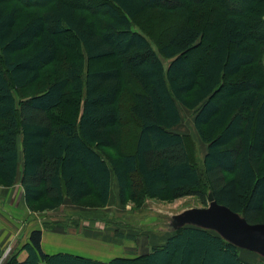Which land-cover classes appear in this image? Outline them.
<instances>
[{
  "label": "trees",
  "instance_id": "1",
  "mask_svg": "<svg viewBox=\"0 0 264 264\" xmlns=\"http://www.w3.org/2000/svg\"><path fill=\"white\" fill-rule=\"evenodd\" d=\"M91 1L96 5L80 8L56 0L31 15L19 0H0V184L15 183L20 152L19 180L31 214L34 204L42 214L65 200L77 205L89 197L105 206L114 176L121 201L167 195L205 202L210 192L246 222L264 224V70L257 63L264 35L254 37L249 27L251 18L264 26V0H224L240 3L243 11L216 13L204 52L199 26L207 31L211 24L201 25L207 10L197 5L213 7L218 0ZM152 8L181 14L159 47L166 65L133 28ZM155 25L159 29L163 23ZM66 34L85 60L79 52L67 60L59 57V40ZM195 50L202 54L197 69L189 60ZM61 60L67 61L61 78L16 101L14 91L32 86ZM128 84L136 86L134 94ZM68 97L75 99L67 107L68 120L53 119ZM178 106L196 110L193 126L206 145L201 167L190 137L171 132L180 123ZM130 125L134 136L126 134ZM118 126L126 131L107 161L101 152L112 147ZM42 228L60 226L33 227L21 248L26 259L18 262L11 254L4 264H254L241 260L238 248L218 234L195 226L178 229L164 246L134 260L108 263L44 254ZM1 254L0 249V259Z\"/></svg>",
  "mask_w": 264,
  "mask_h": 264
},
{
  "label": "rangeland",
  "instance_id": "2",
  "mask_svg": "<svg viewBox=\"0 0 264 264\" xmlns=\"http://www.w3.org/2000/svg\"><path fill=\"white\" fill-rule=\"evenodd\" d=\"M19 1L23 4V6L28 7L26 9L31 13V15H37L40 14V12H42L44 9L48 8V5L52 1L54 2L56 0ZM68 1L69 3L73 4V6L80 8H88L96 5V2H92L91 0ZM210 4L211 3L197 5V7L206 8L207 10V14L203 16L202 20L200 19L201 25L207 27L209 23L211 24L210 29L207 31L202 28V26H199L200 30L205 32L206 37L205 43L203 44L202 48H200L202 50L201 52H204L206 49L208 41L210 40V37L214 31V27L216 26V13L229 16L239 14L243 11V9H241L239 6L240 3L231 4L225 2L224 0H218V5H213L212 7ZM180 16V10L168 11L161 8H152L140 16V18L137 20L138 24H134L133 28L134 30L139 31L146 36L154 51L159 55V47L164 45L162 39H164L167 32H170L175 28L176 24L174 23L176 19L180 18ZM189 19L193 20L192 17ZM140 20L142 23H145V25L139 23ZM151 20H153V22H150ZM160 22L163 23V26L158 25V29L155 23L160 24ZM249 27L252 30L254 37L264 35V26L261 27V25L254 21L253 18H251ZM70 38L71 37L67 34L60 37L59 47L61 50L59 57L67 60L68 57L71 58V56H74L75 52H79V54L85 60L81 49H79L77 44L75 45L74 41L72 42ZM258 52L262 57L264 53V44L260 46ZM160 58L165 65L168 63V60L163 59L161 56ZM201 59L202 54L200 53V50H195L189 56L190 63L195 69L200 66ZM66 62L67 61H65L63 64L61 60L56 66L53 64L48 66L41 72L39 80L33 83L32 86L26 87L23 90L14 91L16 101L23 100V98L29 97L34 93L41 92L45 89L47 84L51 83V81L61 78L63 76L65 65H67ZM109 62L112 63V61ZM106 63L107 61L104 62L105 65H107ZM87 67L88 62L86 61L85 68ZM239 80L241 79L239 78ZM236 82H238V80ZM258 82L262 86L260 80ZM127 90L134 94L136 91V86L130 84ZM225 94L226 93L224 92L223 95ZM74 103L75 99L73 97L65 98L62 104L63 109L60 107L62 112L60 109L53 111V119L57 121L68 120L69 110L67 107L71 105L73 106ZM178 107L181 108V106ZM180 110L182 114V120L176 129L174 128V130L190 137L191 144L195 149V155L198 162L197 165L199 164L201 167L203 155L206 151V145L201 142L194 129L193 118L195 112L182 109ZM123 118H127L126 114L123 115ZM125 128L126 127L123 126L114 128L112 147L108 150L104 149L103 153L101 152V155L105 160L108 161L109 156L113 152L116 153L117 150L119 151L121 146L120 137L122 136L123 130H125ZM127 128L128 133L126 132V134L128 135L131 132L132 136H134L133 127L130 125L129 127L127 126ZM127 141V144H129L130 139H127ZM126 149L127 148L123 146L122 150ZM201 183L204 185L203 179H201ZM208 206L209 203L207 200L205 202H201L197 196H183L173 200L168 199L167 195H161L157 197L144 196L140 197L137 201H121L118 197L117 191H115L113 193V197H111L110 201L105 206H99L96 200H94L92 197H89L77 205H73L67 201L64 206L53 212L48 214H40L37 211V204H34L31 209L36 215L38 213L40 215L37 217L39 218L37 222L35 221L31 223V227H42V224H44V226L49 227L60 226V229H57V231L71 234L72 236L74 234H78L79 237L82 236L91 239H97L103 236V240L108 238L114 242H119V245L116 247L120 252L119 254L130 255L131 257H134L138 254L146 253L152 247L158 246L160 244L159 242L164 241L173 235L180 227L193 226V223L190 220L186 221L184 218L192 219V217L189 215H191L193 210L207 208ZM212 232L218 234L216 231ZM127 236H132L134 239L126 240L125 237ZM75 240L81 241L83 239L81 238ZM96 242L100 241H95V244ZM82 243L84 245V242ZM106 243H104V245L107 246L108 244ZM89 245L93 247L92 244L89 243ZM236 248H238V255L241 260L254 264H264V256L258 252L239 247Z\"/></svg>",
  "mask_w": 264,
  "mask_h": 264
},
{
  "label": "crops",
  "instance_id": "3",
  "mask_svg": "<svg viewBox=\"0 0 264 264\" xmlns=\"http://www.w3.org/2000/svg\"><path fill=\"white\" fill-rule=\"evenodd\" d=\"M257 63L264 70V53L262 57H260V60L257 61ZM180 109L186 111H192L196 113V110H187L183 107L178 108L180 121L182 120V114ZM177 126H175L174 128L176 129ZM174 128L171 129V132L177 133L179 135H183L177 132L176 130H174ZM19 162L20 165L15 183L11 186H5L3 184H0V249L2 252L0 264H3L6 261L7 257L11 254H14L16 256V260L18 262H23L26 259L27 253L21 248L24 244L28 242V236L30 230L32 229L31 223L35 221L37 222L39 220V218L37 217H39L38 215H40L39 213L37 215L35 213L31 214V212L27 209L26 203L24 202L23 191L19 180L21 162H22V156L20 152H19ZM115 191H117L118 193V185L115 177L112 176L110 182L109 201L111 197H113V193ZM67 201L68 200H65V203ZM42 214H48V212ZM184 227L186 226L180 227L179 229ZM38 228L40 227L38 226ZM41 230H42L41 249L43 253L46 255L63 253V254L73 255L76 257L90 259L92 261L108 263L116 258H121L123 260H134L145 254V253L138 254L137 256L134 257H131L130 255H121L119 254L120 253L119 250L116 248L119 245V242H114L113 240H109L108 238L103 240L102 239L103 236L97 239H91L88 237L87 238L82 236L79 237L78 234H74L72 236L71 234L61 233L57 231V229L47 230L42 228ZM81 238L83 239L81 241L75 240ZM167 239L159 242L160 244L155 247L164 246ZM95 241H100V242H96L95 244ZM82 242H84V245ZM89 243L92 244L93 247L89 245ZM104 243L108 245L106 246L104 245ZM39 264H45V263L40 262Z\"/></svg>",
  "mask_w": 264,
  "mask_h": 264
},
{
  "label": "water",
  "instance_id": "4",
  "mask_svg": "<svg viewBox=\"0 0 264 264\" xmlns=\"http://www.w3.org/2000/svg\"><path fill=\"white\" fill-rule=\"evenodd\" d=\"M207 208L191 212L193 226L216 231L225 241L235 247L256 251L264 256V224H250L229 208L217 204L212 193H208ZM188 216V215H186Z\"/></svg>",
  "mask_w": 264,
  "mask_h": 264
}]
</instances>
